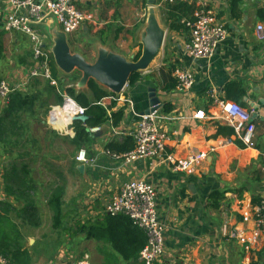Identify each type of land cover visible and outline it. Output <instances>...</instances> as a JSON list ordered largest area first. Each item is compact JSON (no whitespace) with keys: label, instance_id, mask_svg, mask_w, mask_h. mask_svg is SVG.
Returning a JSON list of instances; mask_svg holds the SVG:
<instances>
[{"label":"crops","instance_id":"crops-1","mask_svg":"<svg viewBox=\"0 0 264 264\" xmlns=\"http://www.w3.org/2000/svg\"><path fill=\"white\" fill-rule=\"evenodd\" d=\"M178 2L185 5L177 13L182 22L190 20L200 6L199 0H155L158 18L167 29L163 55L156 66L154 64L149 71L141 73L139 82L126 87L119 96L121 99L106 97L102 100L101 106L108 109L109 114L124 108V118L116 127L109 123L101 126L98 132L89 130L90 141L82 145L89 156V162L83 164V172L77 169L80 164L74 160L79 150L72 143L75 135L44 130V135L54 136V139L48 138V144L42 148L47 155H39L38 134L22 144L14 140V148L9 151L0 148V166L3 168L0 172V204L4 209L7 206L3 204L8 205L9 218L21 232V241L32 255L31 264H134L124 260L103 237L108 223L107 212L87 214L84 208L93 201L92 196L105 201L119 193L125 183L141 178L155 186L157 210L166 226L165 254L160 264H264V234L254 243L247 242L256 228L254 207L264 200V40L257 36L258 24H264V0H240L234 11L231 0L208 3L228 29L226 41L209 60L194 59L186 54L184 46L190 40L191 30L170 29L166 4ZM76 5L92 14L94 22L69 34L73 52H80L89 62H94L98 51L91 40L128 58L141 51L139 39L147 21L148 0L146 4L142 0H76ZM9 8L8 0H0V32L6 34L9 32L4 21ZM57 23L51 19L39 28L47 46H52L49 32ZM179 66L190 69L194 75V84L187 91L176 89L174 70ZM211 88L217 90L220 98L237 102L252 113L254 107H258V117L252 119L255 128L252 147H247L230 132L233 128L223 120L221 108L208 93ZM153 90L161 102L160 125L170 137L168 152L177 160L208 153L191 170L175 171L170 163H159L155 159L126 163L108 153L106 146L110 142L121 143L131 136L139 116L151 108ZM167 104L172 106V112H164L163 107ZM2 115L4 112L0 118ZM30 115L35 119L34 113ZM18 128L22 129V126L18 124ZM61 137H66L68 140L65 141L73 147V161L67 173L63 172L64 162L55 159L51 152L53 145H57L56 139L63 140ZM226 139L234 142L220 146ZM43 140L46 141V137ZM30 143L35 144L33 148H29ZM1 145L7 147L8 144L0 141ZM36 147L38 153L33 155ZM213 147L217 149L211 153ZM27 148L29 152L24 154L14 151ZM73 163H76L75 168ZM29 165L43 169L46 174L62 168L63 173L56 172L52 180L55 183L57 175L65 179L63 215L67 220L59 228L54 227V214L48 205L52 183H44L39 176H32ZM24 166L28 170L27 176L35 184V192L29 195L38 213V223L22 217L26 205L23 193L7 191L11 184L6 179L11 172L9 169L17 168L19 172ZM68 174L76 176L72 182L75 186L71 189H68ZM215 192L219 195L211 198ZM100 202L97 201V205H101ZM0 213L7 216L5 211ZM246 214L248 220H244ZM225 224L237 228L241 237L229 239L223 236ZM139 229L148 241L146 231ZM0 264L9 263L0 259Z\"/></svg>","mask_w":264,"mask_h":264},{"label":"built area","instance_id":"built-area-1","mask_svg":"<svg viewBox=\"0 0 264 264\" xmlns=\"http://www.w3.org/2000/svg\"><path fill=\"white\" fill-rule=\"evenodd\" d=\"M200 6L195 13V20L184 21L191 29L190 40L185 44L186 54L194 59H212L218 48L226 41L228 29L214 12L208 7L211 0H199ZM10 8L6 14L4 25L9 33H20L31 42L33 51V66L28 71L26 78L17 85L3 79L0 82V99L8 104L10 96L17 90L26 88L30 81L43 79L56 86L57 80L52 73L53 54L47 46L44 35L39 28L49 20L58 22L61 29L72 34L84 25L94 22L93 15L80 10L76 0H8ZM257 36L264 40V24L257 26ZM177 80L176 89L187 91L194 84V75L188 68L179 66L174 70ZM63 98L62 103L50 107L47 116V124L64 135L74 136L73 118L84 116L86 108L81 106L73 97L65 92L58 91ZM216 105L222 110L223 120L234 129L237 138L243 141L247 147L253 146L255 128L252 123L253 113L238 103L220 98L215 88L208 91ZM110 96L106 99L119 100L121 97ZM103 102H99V105ZM153 108H156L153 107ZM160 110V109H159ZM159 110L145 113L139 116L138 123L131 133L135 142V148L125 154H113L117 160L132 163L139 159H155L159 163H170L175 171L191 170L196 164L207 157L208 153L193 154L186 159L177 160L167 150L170 139L168 132L160 125L162 115ZM100 127L91 128L90 132L100 131ZM232 139H226L220 146L232 144ZM216 147L210 152H215ZM76 160L79 164L89 162L88 152L85 148L78 151ZM106 212L112 216L118 214L127 215L135 226L146 231L148 241L140 252L142 264H160L165 254L166 226L161 221L157 210V191L155 186L145 178L129 181L123 185L106 206ZM256 215V228L247 242L254 243L264 234V200L254 207ZM247 214L244 220H248ZM223 236L229 239H238L240 236L237 228H231L227 224L222 227ZM2 260V259H1ZM4 261V260H3Z\"/></svg>","mask_w":264,"mask_h":264},{"label":"trees","instance_id":"trees-1","mask_svg":"<svg viewBox=\"0 0 264 264\" xmlns=\"http://www.w3.org/2000/svg\"><path fill=\"white\" fill-rule=\"evenodd\" d=\"M144 4L147 3V0H142ZM240 0H231V7L233 11L238 6ZM185 7L184 3L178 2L177 4H166L167 16H168V25L170 29H175L177 31H189L190 28L185 22H182V18L178 16L177 13H180V8ZM196 13V12H195ZM195 20V15L190 20H185L186 22H192ZM141 55V51L135 55L137 60ZM5 57V46L0 40V62ZM25 61L23 60V63ZM52 73L54 78L58 79V68L55 64L54 58H52ZM76 73V72H75ZM142 79L140 72L133 73L129 79V86H132L139 82ZM1 82V76H0ZM177 85V82H176ZM60 87L64 89V92L69 96L73 97L81 106L86 108L85 115L88 116L86 121H76L74 122L75 136L72 140V143L80 150L82 145L88 144L90 141L89 130L95 127H101L105 124H111L113 126H118L124 118V108L116 112L108 113V109L99 105V102L109 96H116L113 92L101 87L97 82L91 80L88 84L91 97L84 91H77L74 86L60 84ZM53 89L57 90L56 102L57 104L62 103V95L58 92L62 91L56 86H52ZM62 89V90H63ZM35 100L32 94H23L22 91L17 90L11 94L10 100L7 106L4 107V116L0 119V132L2 137L0 141L10 144V141L7 139L10 138L8 122L11 123L10 129L14 134L13 127L18 128L20 114L25 111H30L34 106ZM234 102V101H233ZM237 103V102H235ZM239 104V103H238ZM241 105V104H240ZM242 106V105H241ZM165 113L172 112V106L167 104L163 107ZM234 134L233 129L230 131ZM106 148L108 151L116 154H124L131 152L135 148V142L132 136H127L121 143L110 142ZM76 166V163H73V166ZM74 166V168H75ZM27 167L24 166L20 168L19 172L17 168H12L9 176L6 177L7 183L9 179V187L7 191L13 193L21 192L23 193V199L26 202L25 208L22 210V217L26 221H32L38 223V213L34 210V204H32V199L30 198V192H35L34 181L29 179L27 176ZM65 179L62 175H57V181L50 186L51 196L48 198V205L52 209L54 217L53 224L55 228H59L64 224V215H63V197L65 193ZM218 192H215L211 195V198L216 197ZM260 204V203H259ZM6 209L0 204V211H5L7 216H3L0 213V259L5 260L9 264H31L32 255L30 251L22 243V234L15 226L11 219L9 218V207L7 204ZM121 216V217H119ZM107 227L102 232L103 237L108 240L109 244L119 253L124 260L133 262L134 264H141L139 262L140 252L147 244L146 236L132 222V220L124 214L110 215L107 213Z\"/></svg>","mask_w":264,"mask_h":264},{"label":"rangeland","instance_id":"rangeland-1","mask_svg":"<svg viewBox=\"0 0 264 264\" xmlns=\"http://www.w3.org/2000/svg\"><path fill=\"white\" fill-rule=\"evenodd\" d=\"M76 32L77 31H75L74 33H76ZM0 40L2 41V44L5 46V57L0 62L1 80L6 79V80L10 81L11 83H13L14 85L20 84L24 80V77L26 75L27 70L28 69L30 70L31 67L33 66V63H32L33 52L31 51L32 49L30 46L31 42L29 41V39L27 37H25L24 35H22L20 33L6 34L4 32H0ZM50 43H52V42H50ZM48 47H50V46H48ZM75 49H78V48H75ZM82 51H83V49H82ZM88 59H90V58L88 57ZM23 60L25 61L24 63H23ZM159 60L160 59H158L154 62L155 66ZM154 64H153V66H154ZM80 77H81V74L78 72L73 73L70 76H66L58 69V79L56 78L57 85L61 91H64V89L62 87H60V84H63L64 86L73 85L80 79ZM52 86L53 85H51L50 82H48L46 80L34 79V80L29 82V84L26 86V88L20 90V91H22L23 94H28V93L32 94L33 98L36 100H35L34 106L32 107V109L30 111H25L24 113L20 114V119L18 122L22 126V129H19L17 127H13V129H15L14 131H17V134L12 133V130L10 129L11 123L8 122L9 123L7 125L9 128L8 134H10L9 135L10 136L9 141L11 142V144L7 143L8 145H6V146L8 148L5 146L2 147V145L0 146V148H2L4 150V152L9 151L11 147L14 148V144H13L14 140H19L20 144H22V142L24 140H27L30 136L33 138V136H36L38 134V135H40L39 136L40 139H38V145L40 146L39 148L41 150V151H39V155L41 153L44 155L48 154L45 151V149H42V148L48 144L47 140L54 139V136L49 135V134L44 135V130L45 131L46 130L47 131L53 130L50 127V125H48L46 123L47 122L46 117L48 116V112L50 110V107L57 104L56 95L58 94L57 90L53 89ZM3 108H4V106L2 104V100L0 99V116L5 110ZM30 113L31 114L34 113L35 119H34V117H32L30 115ZM43 122H45L46 124H44ZM24 126H25V128H24ZM19 130L20 131L22 130L21 135H20ZM0 137H2L1 132H0ZM45 137H46V141L43 140V139H45ZM61 138H63V140H61V141L56 139L57 145L56 146L53 145L51 152L53 153L52 156L55 159H61L64 162L63 172L67 173L68 172V166L73 161V156H72L73 147L70 145L69 141H65V139L68 140L66 137H61ZM28 143H29V141H28ZM28 145H29V148H33L35 144L33 145L32 143H30ZM36 149H37V147H36ZM21 150L22 149H19L18 151L17 150H14V151H16L17 153H21V154L29 152L28 148L25 151L24 150L21 151ZM35 153H38V149H37V151L34 152L33 155H35ZM0 154H1V149H0ZM75 155H77V154H75ZM74 160H76L75 156H74ZM2 169H3L2 166H0V172L2 171ZM29 169L32 170V172H33V173L31 172L32 176L33 175L39 176V178L44 183L49 181V182H47V184L50 182L52 183V180H54V178L56 177V172L59 171V172L63 173L61 171L62 168L55 169L54 172L53 173L51 172L50 174H46L45 171H43V169L41 170L40 168H36L33 165H29ZM9 170L11 171V168ZM68 175H69V177H68V179H69L68 180V189H71V188H74V186H75V183H72V182H74L76 180V176L75 175L72 176L71 174H68ZM94 198H97V196H92L93 201L89 202L85 206V208H84L85 212L87 214L90 212L92 213L94 211L106 212V206L110 202L109 200L111 197L107 200L105 199V201H104V198H102V199H94ZM97 201H101L100 202L101 205H97V203H96ZM65 220H67L66 215H64V222H65ZM44 248L45 247L41 248L40 252ZM48 249H50V248H48ZM53 249L55 250L58 248L53 247Z\"/></svg>","mask_w":264,"mask_h":264},{"label":"water","instance_id":"water-1","mask_svg":"<svg viewBox=\"0 0 264 264\" xmlns=\"http://www.w3.org/2000/svg\"><path fill=\"white\" fill-rule=\"evenodd\" d=\"M148 15L145 28L140 34L139 42L141 44V55L136 60L135 56L131 58L119 54L103 44H98L96 40H91L96 45L98 56L94 62H89L80 52H73L69 42V34L65 33L56 25L50 30L49 34L52 40V46L49 50L54 56V61L58 69L66 76L78 72L81 74L80 79L73 85L77 91H84L89 96L88 84L91 80L97 82L101 87L113 92L117 97L129 84V79L133 73H143L151 69L154 62L163 55L167 29L160 22L157 10L155 9V0H148ZM150 95L151 108L145 113L154 112L161 108V102L153 90ZM156 108H153L155 107ZM258 107H254L253 118L258 117ZM88 116H77L73 122L86 121ZM85 165L80 164L77 169L83 172Z\"/></svg>","mask_w":264,"mask_h":264}]
</instances>
